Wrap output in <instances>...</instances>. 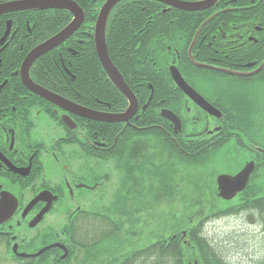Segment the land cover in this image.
I'll return each mask as SVG.
<instances>
[{"label":"flooded vegetation","instance_id":"obj_1","mask_svg":"<svg viewBox=\"0 0 264 264\" xmlns=\"http://www.w3.org/2000/svg\"><path fill=\"white\" fill-rule=\"evenodd\" d=\"M26 1L33 0H0V5ZM66 1L74 2L82 10L85 21L86 12L81 5L88 6L87 13L96 14L97 19L100 9L109 0ZM171 1L200 4L208 0ZM124 2L156 3L164 14L178 12L187 18L182 28L168 31L169 40L164 47L160 46V50L168 54L183 50L181 40L193 33L195 21H209L195 36L193 50L197 54L203 51L213 54L211 66L216 70L226 68L229 74L204 73L193 81L184 78L175 68L195 93L220 112L221 118L211 117L196 107L176 86L170 74L168 79L158 80L161 84L158 103L150 105L151 92L146 103L139 104L129 89L136 100V111L126 121L101 123L65 112L23 86L19 70L25 58L16 71L13 55L24 50L25 37L21 39V33L11 20L25 13L64 10L0 15V244L8 262L160 264L166 259L169 264H226L221 254L202 253V240L213 250L202 232L208 218L189 227L159 222L155 228L153 223L139 220L136 215L139 213L138 193L146 184V197L152 196L156 167L152 158H138V144L142 139L160 138L163 143H156V146L167 155L171 153L166 146L171 143L182 152L185 147H193L201 160L231 144L243 155L242 167L234 174L221 175L235 176L251 163L252 171L244 189L232 200L226 202L216 198L228 204L215 207L212 216L243 217L244 213L253 212L255 217L249 219L253 220L251 224H258L259 235L264 240V0H215L209 8L194 12L153 0H122L112 11ZM240 2L243 5H239ZM239 11L243 13L237 14ZM237 16H242V23L235 25ZM221 20L224 21L219 23ZM174 37L180 42H175ZM222 54H227V65L222 63ZM172 66L168 67V73ZM187 71L185 64L184 73ZM162 81L171 86H163ZM173 92L184 96L186 111L179 110L180 98L178 95L171 97ZM222 102H227L226 121L223 120L224 112L215 106ZM163 103L172 110L159 106ZM149 105V111L155 112L156 107L164 121L156 120L154 113L148 115ZM99 107L93 112L120 115L126 111L128 103L126 101L125 108L118 112H110L104 103H99ZM163 110L179 120V132L175 133L172 123L161 116ZM193 114L197 117L192 118ZM63 118L69 120L71 128ZM221 139L226 140L221 142ZM139 156L142 158L141 153ZM109 163L114 165L115 178L112 180L114 187L107 192V184L111 182L106 170ZM179 165L186 167L184 163ZM146 174L152 183H145ZM261 249L259 254L246 257L245 264H264V243Z\"/></svg>","mask_w":264,"mask_h":264},{"label":"trees","instance_id":"obj_2","mask_svg":"<svg viewBox=\"0 0 264 264\" xmlns=\"http://www.w3.org/2000/svg\"><path fill=\"white\" fill-rule=\"evenodd\" d=\"M239 5L243 4L240 2ZM81 7L86 12L85 21L81 28L64 44L37 60L30 69L29 77L40 88L85 109L99 110V103H104L109 106L110 112H118L125 108L126 101L108 80L97 58L92 28L96 14H88V6L81 5ZM239 13H243V11L237 12V14ZM16 17V19L11 17L13 26L21 33V39L22 36L25 37L24 50L17 51L13 55L16 71H18L22 60L33 48L58 33L72 20L71 16L64 11L32 12L23 14V17L21 15ZM241 18L242 16H237L234 19L235 25L242 23ZM186 21L187 18L178 12L167 11L164 14L156 3L124 2L112 11L105 31L107 53L111 63L139 104L146 103L151 92H153V96L150 105L160 101L159 91L161 90H159L160 82L158 80L169 78L168 67L171 65L175 66L184 78L193 79V81L204 73H206L204 75L213 76L229 74L226 68L216 70L211 66L213 54L207 51L197 54L193 50L195 36L209 22L204 21V19L195 21L193 33L182 38L183 50L176 54H168L160 50V46L164 47L166 41L169 40L168 31L171 29L170 32H176L180 26L181 28L184 26ZM222 21L224 20L219 21V23ZM174 41L178 42L179 38L174 37ZM221 60L223 64L227 65V54H222ZM185 64L188 67L186 73H184ZM162 84L167 88L171 86L169 82L162 81ZM176 95L180 98L178 100L179 110L186 111L184 106L186 99L179 92H173L170 96L176 97ZM33 98L40 101L35 96ZM40 103L46 105L43 101ZM150 105L147 108L148 115L154 113V118L162 121L163 119L158 115L156 107L154 108L155 112L149 111ZM159 106L171 109L166 103ZM215 106L224 112L223 120L226 121L227 102H222L221 105L215 104ZM145 117H143L144 125H147L148 121ZM237 118L239 119V117ZM156 140L163 143L160 138ZM225 140L221 139V142ZM166 147L171 156L175 158L173 161L176 160L179 164L184 163L186 167L201 161L197 149L193 147H185L184 152L172 143L171 146ZM199 240L201 241V239ZM200 245L203 254H215L208 247L207 241L202 240ZM160 264H169V260L164 259Z\"/></svg>","mask_w":264,"mask_h":264},{"label":"rangeland","instance_id":"obj_3","mask_svg":"<svg viewBox=\"0 0 264 264\" xmlns=\"http://www.w3.org/2000/svg\"><path fill=\"white\" fill-rule=\"evenodd\" d=\"M223 99L228 101L226 97ZM262 110L264 112V107ZM196 117L197 115H192V118ZM139 142V155L141 153L142 158L139 155L138 158H152L156 166L152 196L146 197V184L140 187L138 193L139 213L136 215L140 221L153 223L154 228L159 222L168 224L167 226L178 223L189 227L201 219L208 218L202 231L203 235L212 245L214 252L222 255L226 264H245L246 257L259 254L264 240L259 235L258 224H251L253 220L249 219L255 217L253 212L244 213L243 217L220 214L212 216L215 207L228 204L216 199V179L221 174H228L227 172L234 174L242 167L243 155L238 153V150L229 144L215 151L212 157L203 158L197 163H192V166L185 167L179 165L178 161H173L175 158L171 154L167 155L161 147L156 146V143H160L159 140L142 139ZM147 146L149 151H146ZM106 170L111 181L106 187L109 192V188L114 187V165L106 164ZM145 177V183H150L151 179L147 174ZM0 264H14L4 258L1 244Z\"/></svg>","mask_w":264,"mask_h":264},{"label":"water","instance_id":"obj_4","mask_svg":"<svg viewBox=\"0 0 264 264\" xmlns=\"http://www.w3.org/2000/svg\"><path fill=\"white\" fill-rule=\"evenodd\" d=\"M122 0H109L100 9L97 19L93 28V41L95 52L99 63L107 75L108 80L116 88L118 92L126 99L128 107L123 114L111 115L96 113L91 110L79 107L73 103H70L42 88L35 85L29 77V72L33 64L44 55L57 49L60 45L66 42L76 31L80 28L84 21V14L82 10L74 3L66 0H33L26 2H17L0 5V15L23 12V11H47V10H64L70 13L72 16L71 22L64 27L61 31L51 36L41 44L33 48L23 60L19 76L23 86L33 95L43 99L44 101L54 105L65 112L72 113L78 117L108 124H115L126 121L136 111V100L129 88L125 85L121 75L117 69L111 63L105 43V31L106 23L110 12L116 4ZM162 4L169 5L182 11H201L209 8L215 0H208L200 4H182L171 0H153ZM169 74L180 91L200 110L207 115L216 119L221 118V114L218 110L206 103L197 93H195L181 78L178 70L175 66L169 68ZM161 116L167 119L174 126V132L180 131V122L171 112L163 110ZM67 126L71 128L69 120L67 118L62 119ZM253 164L246 165L235 176L220 175L216 179V188L218 192V198L222 201L232 200L239 192H241L248 180V177L252 171ZM46 248L45 250L50 249Z\"/></svg>","mask_w":264,"mask_h":264}]
</instances>
